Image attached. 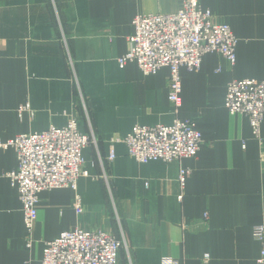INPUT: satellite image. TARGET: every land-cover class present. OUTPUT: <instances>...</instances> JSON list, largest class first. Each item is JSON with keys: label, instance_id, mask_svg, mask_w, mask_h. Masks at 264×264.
Segmentation results:
<instances>
[{"label": "crops", "instance_id": "crops-1", "mask_svg": "<svg viewBox=\"0 0 264 264\" xmlns=\"http://www.w3.org/2000/svg\"><path fill=\"white\" fill-rule=\"evenodd\" d=\"M183 1L0 0V139L77 117L94 141L84 149L90 176L77 190L41 193L31 246L18 191L6 176L17 167L16 151L0 149V264H42L46 241L77 227L122 240L119 264H260L264 245L253 231L264 225V121L257 137L225 97L232 80L264 79V0H200L232 27L237 59L231 64L211 52L200 69L182 68L179 107L169 99L168 67L145 74L134 62L118 63L137 15L174 12ZM176 117L193 119L202 133L196 157L140 163L119 142L110 158L112 139L134 125ZM182 167L192 170L184 187Z\"/></svg>", "mask_w": 264, "mask_h": 264}, {"label": "built area", "instance_id": "built-area-1", "mask_svg": "<svg viewBox=\"0 0 264 264\" xmlns=\"http://www.w3.org/2000/svg\"><path fill=\"white\" fill-rule=\"evenodd\" d=\"M133 24L135 32L130 38V48L118 58L120 67L134 62L145 74H155L168 67L169 99L176 107L182 104V68L200 69L204 55L211 52L219 53L231 64L236 62L238 37L230 24L217 21L200 0H184L170 13L139 14ZM225 106L232 114L248 116L254 134L259 137L264 121V79L230 81ZM28 108L29 104L21 110ZM91 142L77 117H71L62 127L52 125L47 130L22 133L7 141L0 139V149L13 147L16 151L17 167L6 176L22 203L29 231L28 246L33 241L41 193L64 187L77 190L79 179L90 176L85 168L84 149ZM119 142L125 143L129 155L140 163H169L196 157L203 136L193 119L176 117L171 124L134 125L126 136L112 139L110 158L115 157L114 144ZM191 173L190 168H181L179 180L183 187ZM73 204L77 213L83 212L79 194ZM204 218L208 220L209 212L204 213ZM253 234L264 245V225L255 226ZM123 247L122 240L103 229L77 227L46 241L42 264H119ZM209 259L210 255L206 254L204 262ZM258 261L264 264V248ZM162 264L182 263L165 258Z\"/></svg>", "mask_w": 264, "mask_h": 264}, {"label": "rangeland", "instance_id": "rangeland-1", "mask_svg": "<svg viewBox=\"0 0 264 264\" xmlns=\"http://www.w3.org/2000/svg\"><path fill=\"white\" fill-rule=\"evenodd\" d=\"M91 138V137H90ZM93 141V140H92Z\"/></svg>", "mask_w": 264, "mask_h": 264}]
</instances>
